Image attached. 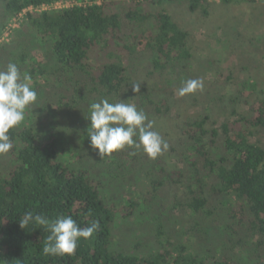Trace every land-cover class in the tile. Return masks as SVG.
Returning <instances> with one entry per match:
<instances>
[{"label":"trees","instance_id":"obj_1","mask_svg":"<svg viewBox=\"0 0 264 264\" xmlns=\"http://www.w3.org/2000/svg\"><path fill=\"white\" fill-rule=\"evenodd\" d=\"M59 1L0 0V34L28 7ZM163 2L103 0L28 14L11 42L0 46V70L15 63L38 94L9 132L13 148L0 154V264H264V145L252 142L264 135V97L243 115L237 105L247 102L231 96L232 119L217 127L209 109L186 119L178 148L156 159L134 147L101 158L90 146L92 102L134 103L149 120L169 118L168 88L196 79L189 33L159 8ZM188 4L193 12L204 7L201 0ZM145 60V80L134 78ZM134 83L141 84L138 94ZM135 180V188L143 182L149 190L122 196L125 218L160 222L149 226L156 248L114 245L121 212L112 193ZM169 189L180 192L172 209L190 212L192 234L218 240L216 252L193 253L166 239L159 209ZM210 194L216 195L213 208ZM27 212L50 221L68 215L81 228L98 220L101 227L80 239L74 254L44 255L50 232L32 223L22 229L19 219Z\"/></svg>","mask_w":264,"mask_h":264},{"label":"rangeland","instance_id":"obj_2","mask_svg":"<svg viewBox=\"0 0 264 264\" xmlns=\"http://www.w3.org/2000/svg\"><path fill=\"white\" fill-rule=\"evenodd\" d=\"M62 1L68 3L66 6L63 5L64 7H71L73 2L82 4L84 2L83 0ZM163 1L159 8L170 13L174 21L189 33V46L194 56L193 72L196 74V79L202 80L204 85L202 90L183 97L176 94L179 89L175 86L168 88L166 96L172 103V113L169 118L154 120V130L169 144V149L166 151L168 153L178 148L181 137L180 126L186 119L199 115L202 110L209 109L213 126L217 127L222 122L232 119L234 103L231 102V96L238 95L243 102H247L237 105L236 110L243 115L249 114L250 105L256 104L264 97V0H234L228 4H224L221 0H201L204 7L195 12L191 11L188 0ZM127 3L130 2L127 1ZM24 14H20L18 20L16 16L9 20L0 34V39L7 27H10L11 34L2 44L11 42L12 37L26 19ZM145 65L147 66L146 60L139 67V71L134 74V78L145 80L147 76ZM147 78H158V76ZM249 82H253L254 85H250ZM219 95L221 97H218ZM222 97H225L224 102L219 103ZM258 141H262L264 145L263 134H256L253 137L252 142ZM167 156L171 166V163L175 162V156L173 154ZM138 183L139 181L136 180L128 182L121 191L112 193L114 201H118L117 208L121 212L118 229L114 235V245L128 247L127 250H131L135 242H140L143 250L158 247L157 239L153 233L151 234L149 226L157 227L160 222L147 223V220L145 222L142 219L137 224L134 218L130 220L125 218V214L129 211L122 196L129 198L135 190L143 193L149 190L148 185L143 182L140 186L141 190L144 189L143 191L135 188ZM124 190L129 192H124ZM176 194L180 192L169 189L166 198L160 197L164 199L159 214L163 219L166 239L175 248L185 246L193 253L216 252L215 246L218 240L208 241L205 236L192 234L191 228L195 219L190 212L188 214L185 210L172 209ZM209 199L213 208L217 201L216 195L210 194ZM221 209L223 210L220 207L219 211ZM155 220L156 216L153 215L152 221ZM128 222L134 223L129 225Z\"/></svg>","mask_w":264,"mask_h":264},{"label":"clouds","instance_id":"obj_3","mask_svg":"<svg viewBox=\"0 0 264 264\" xmlns=\"http://www.w3.org/2000/svg\"><path fill=\"white\" fill-rule=\"evenodd\" d=\"M131 86L133 92L140 93L141 84ZM203 86L200 79H188L176 94L181 97L194 94ZM37 96L32 87V77L22 74L15 63L10 62L6 69L0 70V154H6L13 148L9 132L24 120L26 108L37 101ZM87 119L90 121L87 128L90 146L98 150L101 158L125 147H134L142 149L150 159H156L169 149L167 141L154 130L155 121L149 120L134 103H110L107 99L92 102ZM30 223L43 226L50 232L43 253L53 256L74 254L78 241L91 238L101 227L98 220H92L81 228L68 215L50 221L43 215L27 212L19 219L22 229Z\"/></svg>","mask_w":264,"mask_h":264},{"label":"built area","instance_id":"obj_4","mask_svg":"<svg viewBox=\"0 0 264 264\" xmlns=\"http://www.w3.org/2000/svg\"><path fill=\"white\" fill-rule=\"evenodd\" d=\"M103 2V0H97L95 2H92L90 0H86L82 3H77V2H73L71 3L72 6L71 7H64L63 5L66 6V4L68 3H65V1H59V2H55V3H52V4H43L41 6H38V7H35V6H30L28 7L27 9H25L23 12H21L20 14H23L25 13L24 15L27 17L28 14H36V13H43V12H50V11H57V10H62V9H66V8H72V7H76V6H87V5H91V4H101ZM18 14L16 16L17 20H18V16L20 15ZM16 23V22H15ZM11 30H10V27H7L4 34L2 35V40L0 39V45L2 43L5 42V39L6 37L10 36V33Z\"/></svg>","mask_w":264,"mask_h":264}]
</instances>
